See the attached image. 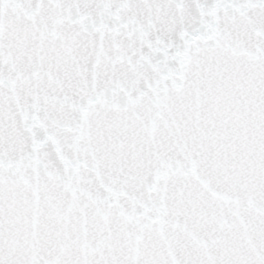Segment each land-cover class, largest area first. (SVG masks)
I'll use <instances>...</instances> for the list:
<instances>
[{
	"label": "snow or ice",
	"instance_id": "obj_1",
	"mask_svg": "<svg viewBox=\"0 0 264 264\" xmlns=\"http://www.w3.org/2000/svg\"><path fill=\"white\" fill-rule=\"evenodd\" d=\"M0 264H264V0H0Z\"/></svg>",
	"mask_w": 264,
	"mask_h": 264
}]
</instances>
